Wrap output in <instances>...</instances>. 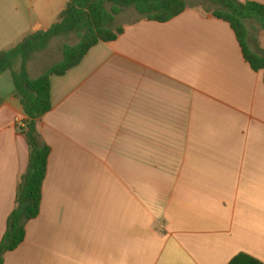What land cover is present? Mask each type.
I'll list each match as a JSON object with an SVG mask.
<instances>
[{
  "label": "crops",
  "instance_id": "0c3cea01",
  "mask_svg": "<svg viewBox=\"0 0 264 264\" xmlns=\"http://www.w3.org/2000/svg\"><path fill=\"white\" fill-rule=\"evenodd\" d=\"M68 3L0 0V52L48 31ZM127 10L117 40L52 78L40 214L4 264L264 263V70L202 7L166 23ZM249 45L264 51L251 32ZM36 66L34 79L51 67ZM2 79L0 243L29 164L24 109L11 72Z\"/></svg>",
  "mask_w": 264,
  "mask_h": 264
},
{
  "label": "trees",
  "instance_id": "16d2710c",
  "mask_svg": "<svg viewBox=\"0 0 264 264\" xmlns=\"http://www.w3.org/2000/svg\"><path fill=\"white\" fill-rule=\"evenodd\" d=\"M66 11L48 31L26 36L17 46L0 52V79L11 72L14 91L24 109L25 119L19 131L26 135L29 164L16 197V206L8 220L6 233L0 243V264L25 240L26 224L36 219L41 210L43 184L48 172L51 148L44 142L38 127L41 119L52 110V78L66 75L77 67L100 43H110L123 33L112 24L125 9L132 8L142 18L166 23L181 15L190 5L187 0H68ZM110 6V7H109ZM202 7L215 18L228 23L234 31L246 62L255 72L264 70V51L255 52L249 45V22L264 31V5L240 0H201ZM110 8V9H109ZM75 33L78 44L63 45V59L34 79L28 71L32 57L48 48L57 37ZM18 67V69H16ZM229 264H264L260 260L239 254Z\"/></svg>",
  "mask_w": 264,
  "mask_h": 264
},
{
  "label": "rangeland",
  "instance_id": "374dc122",
  "mask_svg": "<svg viewBox=\"0 0 264 264\" xmlns=\"http://www.w3.org/2000/svg\"><path fill=\"white\" fill-rule=\"evenodd\" d=\"M189 4L193 5H200L201 0H187ZM110 7V6H109ZM110 9V8H109ZM130 10L127 11H135L132 8H129ZM126 11V12H127ZM249 30L252 34V36L261 43V41L264 40V31L261 30V27L255 23V22H249L248 23ZM79 38L75 33H71L68 35L60 36L57 38H54L47 49L44 51L34 55L32 59L29 61V66L31 65H37L36 69H42V68H48L49 66H52L53 64L57 63L61 58L63 59L62 54V47L63 45L67 44L70 46H74L78 44ZM12 86L14 88L13 82ZM1 90H10V81H4L3 79L0 81V91Z\"/></svg>",
  "mask_w": 264,
  "mask_h": 264
}]
</instances>
